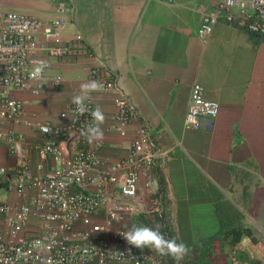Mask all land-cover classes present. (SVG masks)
<instances>
[{
    "label": "crops",
    "instance_id": "crops-1",
    "mask_svg": "<svg viewBox=\"0 0 264 264\" xmlns=\"http://www.w3.org/2000/svg\"><path fill=\"white\" fill-rule=\"evenodd\" d=\"M58 1L72 3L74 12L60 13ZM223 1L0 0V11H18L44 21L62 17L69 21L63 36L70 39L84 33L96 54V58L55 60L49 75L63 76L59 86L47 85L38 95L12 90L24 103L23 120L67 125L61 112L81 94L80 85L92 81L91 67L105 64L121 75L138 115L122 136L111 127L114 93H90L105 116L100 155L110 163L128 155L138 128L144 122L150 125L162 154L153 168L141 169L139 211L118 225H145L147 216L140 213H148L156 227L164 221L188 247L218 242L223 246L231 237L239 258L264 260V43L224 17L207 37H200L203 16ZM196 82L204 86L207 99L220 104L212 125L199 130L185 128ZM4 126L20 143L36 174L61 166L50 158L41 159L37 149L41 136L35 128L24 122ZM63 145L70 153L76 149L70 137ZM11 148L0 143V166L14 168L20 160ZM149 173L155 174L166 194L162 218L151 211ZM0 198L20 200L11 176H0ZM105 216L102 210L94 222H103ZM77 225L84 227L81 222ZM41 228L40 220L33 217L26 230L33 235ZM136 251L150 253L160 264L154 251Z\"/></svg>",
    "mask_w": 264,
    "mask_h": 264
},
{
    "label": "built area",
    "instance_id": "built-area-1",
    "mask_svg": "<svg viewBox=\"0 0 264 264\" xmlns=\"http://www.w3.org/2000/svg\"><path fill=\"white\" fill-rule=\"evenodd\" d=\"M57 9L60 13L75 10L72 3L64 1H58ZM221 17L264 43V0L218 3L214 12L203 16L200 37H207ZM68 24L62 17L44 21L18 11H0V143L13 145L11 151L20 158L14 168L0 166V176H11L20 197L17 202L0 198L4 227L0 233V264H158L151 255L137 252L126 242L121 235L128 231L126 228H115L127 215L139 211L141 169L153 168L162 154L148 122L138 128L129 154L110 163L100 155L103 142L89 144L81 134L92 123L91 110L100 108L92 94L85 100L89 111L83 115L73 103L61 112V118L67 121L65 126L23 120L24 103L12 95L15 89L38 95L47 85L59 86L63 76L49 75L55 60L96 58L84 33L70 39L63 36ZM40 63L45 67L38 76L35 68ZM89 78L98 82L101 92L114 93L116 112L111 127L126 135L138 111L122 86L121 75L98 64L91 67ZM219 110V102L207 99L204 86L194 83L185 128L199 130L212 125ZM7 122H24L35 128L41 136L37 144L41 159L50 158L61 166L36 174L11 130L4 128ZM69 137L76 147L73 153L63 145ZM38 166L42 168L43 164ZM146 188L152 198L151 211L162 218L166 194L154 173L147 175ZM102 210L105 220L94 222V216ZM33 217L40 220L42 228L31 235L26 229ZM78 222L84 227L80 228ZM160 222L166 229L164 221ZM165 236L169 238V231L165 230ZM234 263L240 264L236 258Z\"/></svg>",
    "mask_w": 264,
    "mask_h": 264
},
{
    "label": "clouds",
    "instance_id": "clouds-1",
    "mask_svg": "<svg viewBox=\"0 0 264 264\" xmlns=\"http://www.w3.org/2000/svg\"><path fill=\"white\" fill-rule=\"evenodd\" d=\"M44 67L45 65L40 63L35 68V73L39 76L43 72ZM59 82L61 81H57V83ZM100 90L101 86L96 81L82 83L80 85L81 94L72 98V103L76 105V111L81 115L88 112L89 109L85 105V100L91 92ZM90 115L92 117V123L82 129L81 134L87 143L93 144L101 140L104 136L101 125L105 122V116L99 107L91 110ZM121 235L129 245L141 250L147 248L159 256H170L176 264H180L189 252L186 244L177 242L176 239L167 238L159 230L158 226L157 228H152L146 225H133L130 230L121 232Z\"/></svg>",
    "mask_w": 264,
    "mask_h": 264
},
{
    "label": "rangeland",
    "instance_id": "rangeland-1",
    "mask_svg": "<svg viewBox=\"0 0 264 264\" xmlns=\"http://www.w3.org/2000/svg\"><path fill=\"white\" fill-rule=\"evenodd\" d=\"M140 215L147 216L143 218V221L145 222L146 226L157 228L156 223L153 221V217L150 214L140 213ZM125 218L123 219V221H125ZM118 224L120 223L116 224L115 226L116 229L117 228H126L127 230L131 229V227L129 228L128 226L118 225ZM157 226L159 227V230L165 235V229L163 230L159 224ZM167 231H169L170 234L169 239H176L177 242H179L177 237L174 235L173 229H168ZM225 242H227V244L224 243L223 246H221L220 243L218 242L217 245L210 244V246H205V244H203V245H195L193 248L188 247L189 252L180 262V264H235L234 258H236L240 262V264H264L263 259L256 260L253 258H249L248 256L239 258L236 252L237 250L233 248L235 244L233 245V243L231 242V237L229 238L227 237V240ZM221 248L223 249L222 251L220 250ZM149 252H151V250H149ZM145 254L150 255V253H145ZM158 260L160 264H176V262L170 256L168 257L159 256ZM93 263L100 264L98 262H93Z\"/></svg>",
    "mask_w": 264,
    "mask_h": 264
}]
</instances>
